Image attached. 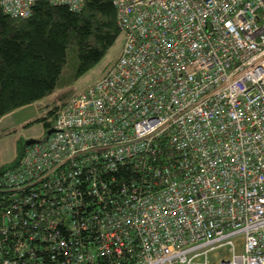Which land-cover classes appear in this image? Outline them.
Listing matches in <instances>:
<instances>
[{
  "label": "built area",
  "instance_id": "1",
  "mask_svg": "<svg viewBox=\"0 0 264 264\" xmlns=\"http://www.w3.org/2000/svg\"><path fill=\"white\" fill-rule=\"evenodd\" d=\"M36 1L0 4L25 17ZM50 1L78 9L85 0ZM112 1L118 61L0 178L20 203L1 231L29 236L0 264H30L39 240L51 251L61 203L84 215L79 194L100 199L81 226L95 242L66 235L61 264H264V0ZM119 169L128 182H108ZM91 174L94 184L75 188ZM55 190L53 223L26 219Z\"/></svg>",
  "mask_w": 264,
  "mask_h": 264
},
{
  "label": "trees",
  "instance_id": "2",
  "mask_svg": "<svg viewBox=\"0 0 264 264\" xmlns=\"http://www.w3.org/2000/svg\"><path fill=\"white\" fill-rule=\"evenodd\" d=\"M120 36L122 39L123 31L118 23L117 8L112 0H85L78 9L65 3L38 0L32 6L31 13L25 17L11 16L0 4V118L55 90L60 92L58 99L72 97L70 90L72 85L102 59ZM65 102L51 110L52 119L45 127L46 130L52 127L59 108ZM47 131L43 137L48 135ZM34 142H18L17 157L8 166H0V178L6 170L19 164L26 149ZM62 170V168L58 169L57 175H60ZM129 172L130 170L123 172L119 169L116 173L110 174L108 182L112 183V177H116L118 183L128 182L129 179L122 178L121 175ZM93 181H96L95 176L91 174L88 180L82 178L75 184V188L83 191L87 182L92 185ZM70 182L69 180L68 184ZM54 189L57 188L54 186ZM5 191L6 189H0V259H5L11 245L14 251L19 250V247L25 251L26 245L23 243L29 240L26 234L17 238L8 235L7 238L1 231L4 228V217L12 218L17 213L15 207L20 206L18 201L11 203L12 200ZM56 193L55 190L48 196L46 204H41L39 199H36L27 207L26 219L32 221L36 219L43 224L42 226H45L44 223L51 225L55 218L52 209L58 202L54 197ZM78 196L82 205H85L82 210L84 215L80 219L76 215L68 216V209L72 203L69 200L62 202L59 213L61 216H66V221H61L62 223L58 225L62 232H54L51 251L46 244H41V240L35 243L39 246L35 251L36 258L30 264H61L60 246L61 242L66 240V235H71V239L76 241H81L84 235H87L85 247L95 242L90 237V232L83 231L81 226L85 225L86 219L92 216V213H88L92 204L99 205L100 199L86 195L82 199L80 194ZM36 212L39 213L38 219ZM41 214H45L47 223L40 219ZM68 221L76 222L78 226L73 228L71 225L70 229L66 228ZM11 224L13 221L9 223ZM19 230L25 232L21 225ZM66 249L74 251L76 248Z\"/></svg>",
  "mask_w": 264,
  "mask_h": 264
},
{
  "label": "rangeland",
  "instance_id": "3",
  "mask_svg": "<svg viewBox=\"0 0 264 264\" xmlns=\"http://www.w3.org/2000/svg\"><path fill=\"white\" fill-rule=\"evenodd\" d=\"M122 43L123 41L120 36L102 59L78 78L70 88L72 95L75 96L85 91L113 68L121 56L123 49ZM59 94L60 92L55 90L39 100L20 107L0 118V166H8L9 163L16 159L19 141L28 142L31 139H39L44 136L47 130L39 120L48 114L49 111L55 109L58 104H62L68 100L58 99ZM237 243L239 250L241 249L242 251L241 242L237 241ZM224 254V249L218 250L216 258Z\"/></svg>",
  "mask_w": 264,
  "mask_h": 264
},
{
  "label": "flooded vegetation",
  "instance_id": "4",
  "mask_svg": "<svg viewBox=\"0 0 264 264\" xmlns=\"http://www.w3.org/2000/svg\"><path fill=\"white\" fill-rule=\"evenodd\" d=\"M51 111L48 112V114H46L44 117H46L43 121L41 120V122L43 123L44 127L47 126L48 122L51 121L52 117H51ZM43 117V118H44ZM50 117V118H49ZM42 118V119H43ZM47 130H49V128H47Z\"/></svg>",
  "mask_w": 264,
  "mask_h": 264
},
{
  "label": "water",
  "instance_id": "5",
  "mask_svg": "<svg viewBox=\"0 0 264 264\" xmlns=\"http://www.w3.org/2000/svg\"><path fill=\"white\" fill-rule=\"evenodd\" d=\"M52 132V129L48 130V134H50ZM35 140L31 139L28 141V143L34 142Z\"/></svg>",
  "mask_w": 264,
  "mask_h": 264
},
{
  "label": "clouds",
  "instance_id": "6",
  "mask_svg": "<svg viewBox=\"0 0 264 264\" xmlns=\"http://www.w3.org/2000/svg\"><path fill=\"white\" fill-rule=\"evenodd\" d=\"M68 99H69V98H68ZM66 101H67V100H66ZM50 129H51V128H50ZM50 129H49V130H50ZM47 132H48V131H47Z\"/></svg>",
  "mask_w": 264,
  "mask_h": 264
}]
</instances>
